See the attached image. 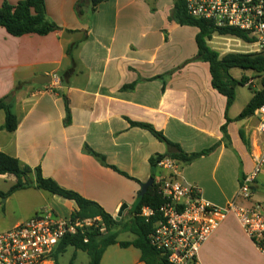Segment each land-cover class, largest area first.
Listing matches in <instances>:
<instances>
[{"label": "crops", "instance_id": "0c3cea01", "mask_svg": "<svg viewBox=\"0 0 264 264\" xmlns=\"http://www.w3.org/2000/svg\"><path fill=\"white\" fill-rule=\"evenodd\" d=\"M44 1L46 17L58 30L13 37L0 28V100H11L17 122L14 132H6L0 110V152L22 166L40 168L43 177L97 203L113 218L126 205L120 218L127 221L141 184L153 171L159 173L150 160L171 152L148 130L131 123L148 125L183 153H204L180 163L183 183L197 186L203 199L217 207L230 202L252 167L256 116L236 120L252 95L237 108L235 92L226 108V98L211 86L209 65L195 59L198 30L170 19L174 1L106 0L92 11L84 0L81 15L76 11L80 0ZM73 43L77 46L68 57ZM69 68L71 74L62 82ZM44 76H52L51 82H34ZM241 78L247 80L245 86L258 84L260 89L255 74ZM55 83L58 87L46 92ZM62 94L69 104L66 121ZM0 179L8 183L2 193L15 183L11 175ZM261 194L264 169L252 204L264 205ZM44 208L60 217H70L77 209L72 201L28 188L0 196V228L3 224L8 230ZM222 255L233 264H264V255L233 216L202 246L199 264H211ZM139 258L140 253L137 263L143 264Z\"/></svg>", "mask_w": 264, "mask_h": 264}, {"label": "built area", "instance_id": "2783aa9c", "mask_svg": "<svg viewBox=\"0 0 264 264\" xmlns=\"http://www.w3.org/2000/svg\"><path fill=\"white\" fill-rule=\"evenodd\" d=\"M185 7L193 19L245 32L254 53L264 52V0H185ZM56 87L57 83L46 92ZM254 114L257 125L250 150L252 167L241 177L234 198L224 207L204 200L197 186L183 183L178 161L164 158L157 163L159 173L153 183L164 203L157 210L160 218L149 243L166 264H199L200 249L229 216L264 255V205L251 202L253 188L264 169V104ZM152 215V210L142 208L141 217ZM88 233H106L100 217H60L44 208L27 221L0 232V264H54L53 254L60 241L84 236L86 242Z\"/></svg>", "mask_w": 264, "mask_h": 264}, {"label": "trees", "instance_id": "16d2710c", "mask_svg": "<svg viewBox=\"0 0 264 264\" xmlns=\"http://www.w3.org/2000/svg\"><path fill=\"white\" fill-rule=\"evenodd\" d=\"M84 0H80L76 4V11L79 15L81 5ZM91 10H95L98 5L106 0H88ZM174 7L172 9L170 19L180 26H190L198 30L195 37L197 47L196 60L205 62L209 65L211 76V86L220 95L226 98V108L229 109L235 99V89L237 86H245L247 80L241 78L236 80L230 75V70L240 69L254 72L255 77L259 79L260 89L253 91L252 97L241 111L236 120L250 117L256 109L264 104V52L259 53H227L220 56L218 52L211 49L207 42L211 40L213 35L221 37H233L244 43H252L247 34L239 29L224 27L216 28L211 22L205 20H196L191 18L185 7V0H173ZM0 28H4L6 32L13 37H21L24 35L35 34L45 36L58 30V27L51 23L46 17V7L44 0H22L14 5L8 3H0ZM77 43L71 44L66 55L71 57ZM72 68L62 73V82H65L71 74ZM66 118H69V104L65 95L62 94ZM0 110L4 112L5 119L3 129L8 132H14L17 128L16 117L13 113L11 100L8 98L0 100ZM148 130L156 139L166 144L171 151L165 156H156L150 160L152 169L157 168V163L164 158H171L179 163L191 162L204 153L185 154L180 148L169 142L163 135L155 131L152 127L143 124L131 123ZM224 131V128H222ZM87 152L93 156L101 165L108 166L102 156L87 149ZM110 167V166H108ZM113 170L117 171L114 167ZM34 173V179H30V175ZM0 175H11L15 178V183L7 190L0 192L1 197H6L14 192L34 188L44 190L54 196L64 200L72 201L76 205V211L71 214V218L89 219L100 217L106 227L105 234H86V242L84 236L65 237L57 245L54 254V264H58V256L63 254L68 247L75 251H81L87 254L89 261L87 264H100L102 256L106 249L113 245L120 248L134 247L140 252V262L143 264H166L165 259L156 252L149 243V236L152 233L155 224L159 220L158 208L164 203V199L157 193L155 183L147 189L142 197L137 196L134 210L129 212V217L123 226H120L122 218L117 219L106 213L97 203L83 198L74 191L66 190L58 186L52 179L42 176L40 168L31 169L22 166L20 162L0 152ZM124 175V174H122ZM155 171L152 172L151 178L155 180ZM147 207L153 211V215L149 218L140 216L142 208ZM129 232L135 238L131 242H118L117 237L120 233ZM75 259L72 256L70 264Z\"/></svg>", "mask_w": 264, "mask_h": 264}, {"label": "rangeland", "instance_id": "374dc122", "mask_svg": "<svg viewBox=\"0 0 264 264\" xmlns=\"http://www.w3.org/2000/svg\"><path fill=\"white\" fill-rule=\"evenodd\" d=\"M209 47L219 54H227V53H254L255 48L250 43H244L233 37H221L217 35H213L211 40L209 41ZM230 75L233 78L240 79L242 76L249 77L253 75L254 72L249 70H240V69H232L230 70ZM251 84L249 86H237L235 89L236 92V106L237 108H241L244 103L247 101L248 97L252 95L255 89H259L258 84ZM256 87V88H255ZM6 179H0V190L3 191L7 187ZM264 197V194H261ZM4 198L1 199L3 201ZM63 216L62 214H60ZM125 219L123 218L120 226L125 224ZM1 225V221H0ZM6 228H0V232L4 231ZM134 236L129 232L120 233L117 237L118 242H131L134 240ZM228 251L224 249V253ZM139 251L134 247L130 246L128 248H120L118 245L110 246L104 252L100 264H138L137 257L139 255ZM75 255V259L72 264H87L89 258L86 253L81 251H75L73 248L68 247L66 251L58 256V264H70L72 256ZM211 264H233L229 259L226 258L225 255L215 257L212 259ZM253 264H262L260 262H255Z\"/></svg>", "mask_w": 264, "mask_h": 264}, {"label": "water", "instance_id": "95a60500", "mask_svg": "<svg viewBox=\"0 0 264 264\" xmlns=\"http://www.w3.org/2000/svg\"><path fill=\"white\" fill-rule=\"evenodd\" d=\"M51 80H52V76H44V77L36 78L34 82L38 85H45L50 83ZM153 182H154L153 178H149L145 183L141 184V189L138 193V196L142 197L147 191V189L152 186ZM126 207H127L126 205H123L119 208L117 213V219H119L122 216V213L125 211Z\"/></svg>", "mask_w": 264, "mask_h": 264}]
</instances>
